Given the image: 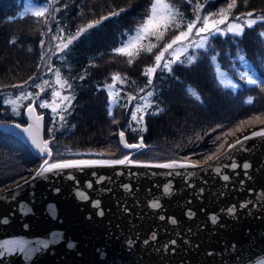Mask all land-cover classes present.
<instances>
[{
	"label": "trees",
	"instance_id": "obj_1",
	"mask_svg": "<svg viewBox=\"0 0 264 264\" xmlns=\"http://www.w3.org/2000/svg\"><path fill=\"white\" fill-rule=\"evenodd\" d=\"M24 1L0 0L1 122L25 123L24 116L19 120H8L7 117L11 115V104L7 101L14 98L10 97L7 91L13 85L25 83L34 74L39 56L37 42L40 32L38 31L36 35L29 26L30 19L17 14ZM165 1L178 6L184 13L186 21L194 19L197 3L202 5L199 11L203 17L209 13H218L220 8H226L230 2V0H192L191 3H188V0ZM151 3L152 0H57L59 11L55 15L51 29L57 37H61L59 38L61 40H66L79 27L99 20L102 16L109 18L87 30L69 46V49L53 57L51 72L46 78L49 84L44 87L54 84L55 72L59 69L61 78L67 79L72 85L71 89L64 90L65 95L74 94L75 99L68 112L63 113L64 121H60L59 116H54L50 110L39 108L37 104L38 111L45 115L46 139L52 137L58 144L64 143L81 150L91 149L95 152L98 150L106 157L118 158L121 155L116 133L122 130L129 143H135L142 137L145 145L160 151L164 158L157 159L158 161L189 157L192 160H202L205 155L214 151L217 145L213 144V141L217 136H223L224 132L232 129L241 120L248 119L247 116L264 98V90L258 85L249 84L237 89L225 87L218 79L217 66L235 74L236 67L242 65L239 60L241 55L253 65L259 67L263 65L264 36L260 35L264 32L263 23L245 28L240 37L229 35L212 38L211 47L207 50L200 49L198 54L190 53L197 57L194 64L177 62L172 66L171 72L161 67L153 76V85L146 87L148 77L144 75V71L155 65L154 57L167 41L164 39L157 41L155 37H151V43H156L157 47L152 52L140 51L131 65L127 62L129 57L116 54L114 49L139 26ZM121 9L124 11L121 12ZM113 11L119 15H110ZM248 11L264 14V0H248L246 6L243 0H237V6L232 10L229 19ZM211 18L217 19L218 16ZM60 28L64 29L62 34ZM174 32L178 30L169 28L164 35L170 38ZM10 49L13 51H8ZM213 55L216 56L215 62L211 60ZM122 56L121 62L113 67L109 66L110 60ZM260 57L263 58L262 62H259ZM181 60H186V55L182 56ZM113 74H119L121 79L127 77L123 84L120 81L115 82L116 91H119L120 95L116 98L119 102L114 106L109 104L106 88L113 83ZM81 76L84 79H80ZM43 81L44 79H41L40 83ZM140 88H144V92L154 91V96L150 98L152 107L144 113L142 124L131 119V112L144 93L139 91ZM189 89L194 90L200 99H196ZM38 92L39 89L35 88L32 93L35 96ZM45 95H49L47 91ZM128 95L136 96L137 99L129 104ZM249 98L253 101L251 104L247 102ZM109 107L112 108V115H109ZM161 108L162 112L159 111ZM153 112L157 114L153 115ZM260 127H264V123L244 126L241 132L226 138L225 146L236 137L239 138ZM141 128L145 130L141 131ZM49 129H52L51 133ZM220 142L223 141L217 143ZM112 143L115 144V149L112 148ZM17 149H20L19 154H22L20 159L22 158L23 166L20 167V172L2 173V169L8 164V157L15 154ZM138 155L136 160H149L146 154ZM41 162L42 159L35 157L20 140L0 131V191L30 176Z\"/></svg>",
	"mask_w": 264,
	"mask_h": 264
},
{
	"label": "water",
	"instance_id": "obj_2",
	"mask_svg": "<svg viewBox=\"0 0 264 264\" xmlns=\"http://www.w3.org/2000/svg\"><path fill=\"white\" fill-rule=\"evenodd\" d=\"M33 106L37 115H43L40 136L50 140L51 147L52 140L45 138V115ZM24 120L0 121V131L45 159L28 135L15 127L32 123L26 108ZM124 138L129 143L125 133ZM119 145L132 160L151 148L145 143L142 149L124 148L120 136ZM245 145L246 151H235L233 156L240 165H251L247 175L242 167L222 168L217 174L207 165L142 166L178 159L65 169L33 180L34 172L28 182L0 191V244L19 240L27 249L38 250L28 256L20 245L10 246L14 251L0 256V264H264V138L254 137ZM50 162H55L53 157ZM166 186L170 193L164 192ZM77 192L88 199L78 198ZM96 201L99 208L93 206ZM156 201L160 207H150ZM242 204L247 207L241 208ZM49 205L55 207V215L49 213ZM232 207L237 209L234 215L228 213ZM189 212L194 215L189 217ZM212 216L217 217L216 224ZM57 233L61 235L54 238ZM37 241H48V248Z\"/></svg>",
	"mask_w": 264,
	"mask_h": 264
},
{
	"label": "snow or ice",
	"instance_id": "obj_3",
	"mask_svg": "<svg viewBox=\"0 0 264 264\" xmlns=\"http://www.w3.org/2000/svg\"><path fill=\"white\" fill-rule=\"evenodd\" d=\"M57 0H50V3L42 8H37L31 12L33 16L42 17L44 16L49 7L52 4L56 3ZM192 0H188V3H191ZM245 6L248 3V0H243ZM237 6V0H230L227 3L226 8H220L218 13H209L201 17L200 9L202 7L201 4L197 3L196 9L194 10V19L186 21L184 18V13L180 10L178 6L174 3H166L165 0H152L150 5V9L146 17L143 21L139 24V26L135 29L134 34L128 35L127 39L121 42V46L114 49V52L119 55H124L129 57L128 64L131 65L133 63V59L140 54V51L146 50L147 52H152L154 48L157 47L156 43H149V45L145 48V46L141 43L145 39L149 37H155L157 41L161 40L167 30L169 28H173L178 30V34L174 35L170 42H167L163 45L162 49L155 55V66L148 67L144 71V75L148 77L146 87H150L153 85V74L156 73L157 69L161 68V61L163 60L162 69L167 70L168 72L172 71V64L180 62V63H187L188 65L194 64L197 61V57L195 55L188 54L186 55V60H181L182 56H185L188 53L190 48L195 46V49H205L211 47L210 40L216 36H225L231 34L236 37H240L244 33L245 27L252 28L258 22L264 23V15L256 16L254 12L248 11L245 13H241L234 17L235 21H240L242 17H246L243 20V23H235V22H228L229 15L231 14L232 10ZM59 11V9H56ZM121 12L124 9L120 10ZM110 15L115 16L119 15L118 12L113 11ZM218 16L217 19H212L211 17ZM108 16H102L99 20H94L92 22L87 23L86 26L79 27L78 30L74 34H70L66 42L62 40V43L57 45L58 48L63 52L69 49L70 45H73L74 41H77L83 34L87 32V30L92 29L96 25L100 24L103 20H107ZM47 22V21H45ZM200 24L201 26L197 27ZM225 28H221L220 25H225ZM183 29V30H181ZM193 29H195L194 36L199 37V39H191L189 43H185V41H189V38L193 36ZM60 33L64 32L63 28L59 29ZM261 36H264V32L260 33ZM61 37H54V39H58ZM15 42V41H13ZM180 45V47L174 48V45ZM171 50V51H170ZM168 54L170 58H166L165 54ZM213 62L216 61V56L213 55L211 57ZM239 60L246 64L245 57L243 55L239 56ZM217 74L219 76V67L217 66ZM55 84L56 88H53L51 92V102L48 100H41L39 102L38 107L41 109L49 108L54 116H59L60 121L65 120V116L63 113L68 112V110L72 106V102L75 99L73 95H62V90L71 89L72 85L68 82L67 79L61 78V72L59 69L55 72ZM241 79L246 80V83L249 85H258L264 90V81H260L258 79H254L251 75L248 74L247 71L240 73ZM80 79H84L83 76ZM127 80V77L121 79L119 74H113L112 76V84L106 86L109 95V104H116L119 101L116 99L120 93L119 91H114L115 82L120 81L123 84ZM27 83V82H26ZM133 83H135L133 81ZM221 83L224 84L225 87H230L235 89L238 87L237 84L232 83L229 81L228 83H224L221 80ZM49 81L44 80L42 83H34V87L40 89V92L44 91V86L48 85ZM13 87L23 88V85H14ZM144 88H140V92H144ZM189 92L195 96L196 99H200L199 95L192 89H189ZM40 93L34 94L31 92H21L20 95L16 97V99H9L7 103L12 105V112L13 114L19 115L18 108L21 106L17 103V101L23 100H32L31 104H28L26 107L27 115L32 123H29L27 127L21 128L20 124H16L15 127L17 129H21L23 133H26L30 138L32 144L38 149L39 154L44 156L42 163L40 164L39 168L35 170V175L32 177L35 180L37 177H45L49 173H57L65 169H81L85 167H94V166H115V165H124V164H137L141 165L142 162L138 160H132L128 155H124L121 159L115 160H85V159H59L55 162H50L53 157V151L49 146L51 141L42 139L40 136V129H41V122L43 121V115L36 114V108L33 106L36 104V98H39ZM154 96V91L150 90L147 91L146 96L142 97L143 105L136 104L134 111L131 112V119L136 121L137 123H143L144 120V113L147 109L152 107V102L150 98ZM136 96L128 95L127 101L130 104L133 100H136ZM59 100V102H57ZM251 104L253 101L251 98L247 101ZM127 107V104L125 105ZM160 112L163 109H159ZM139 114V118H138ZM153 115L157 114L155 112L152 113ZM109 115H112V108L109 107ZM255 121H259L264 123V120L261 119V116H253L248 120H241L238 124H236L232 129L223 133V136H217L213 141V144H216L214 151H211L210 154H207L203 157L202 160H192L189 158H182L180 161L172 160L168 163H156V164H142L145 167H156V168H166V169H177V168H198L203 165H207L210 169L216 171L217 174L221 173L222 168L230 167L232 170H236L237 168L242 167L247 175V170L251 167L250 164L244 163L240 165L239 163L235 162L233 153L235 151H246L245 142L254 138V137H261L264 138V128L253 131L250 135L243 136L242 139L238 138L235 140L234 143L228 144L227 149L225 150V144L227 143V137L234 136L237 132H241L245 125L251 124ZM145 129L141 128V131ZM215 131V129H213ZM49 132H52V129H49ZM120 136V143L123 145L124 148L129 149H142L145 147L143 143V138L141 137L140 143L137 144H130L125 141L124 132L121 131L119 133ZM219 141H223L217 143ZM69 155H76L79 156L81 153H72L69 151ZM91 154V153H89ZM58 155H64V153H58ZM96 155H102V153H96ZM209 161H213L212 164H209ZM224 161H230V163H224ZM72 179L71 176L68 177ZM224 181L229 180V176H223ZM25 182H28L25 179ZM92 185L89 184L88 187L90 188ZM128 188V186H125ZM165 193L171 192V187L166 186L164 188ZM77 197L80 199L87 200L88 196L84 192H77ZM94 207L99 208V201H96L93 205ZM150 207L152 208H159L160 204L158 201L153 202ZM241 208L247 207L246 204L240 205ZM30 211V209L28 210ZM237 209L235 207L229 208L228 213L230 215H234ZM49 213L55 215V207L49 205ZM103 212L101 211L99 215L103 216ZM189 217L193 216L194 214L189 212ZM164 219V217H161ZM211 221L213 224L217 223V217L212 216ZM3 223H7V220H4ZM172 224H176L177 221L175 219L171 220ZM54 238L59 237L61 234H53ZM153 240L156 239L155 235L152 237ZM55 242V239L53 240ZM38 245L41 248H48L49 242L48 241H37ZM175 241H172V244H175ZM131 244V241H129ZM20 245V251L26 252V255L30 256L32 252L37 251L38 249H27V245L24 241L19 240H12V241H5L0 244V249L4 251H0V256L7 254H11L14 251L13 248L10 246ZM69 248L74 247L72 243L68 244Z\"/></svg>",
	"mask_w": 264,
	"mask_h": 264
},
{
	"label": "rangeland",
	"instance_id": "obj_4",
	"mask_svg": "<svg viewBox=\"0 0 264 264\" xmlns=\"http://www.w3.org/2000/svg\"><path fill=\"white\" fill-rule=\"evenodd\" d=\"M165 2L166 3H170L169 1H165ZM49 3H50V0H25L23 5L21 6V8L17 12V14L19 16L27 17L28 19H30L29 26H30L31 30L34 31L36 33V35H37L38 31H39L40 32V38H39V40L37 42V52H39V56L37 57L38 60H37L36 70H35L34 74L26 80L27 83L25 82V83L16 84V85H23V88L13 87L14 86L13 85L7 91L8 94L10 95V97H12L14 99H16V97L18 95H20L21 92L27 91V92H31L32 93L35 90V87L33 86L34 83H40L41 79L47 80L46 78L50 75V72H51V68H52L51 63H52L53 57L56 56L57 54H60L62 52L60 50V48L57 47V45L62 43V40L59 39V38L58 39H54V37H57V35H55L52 32V29H51V24L53 23V20L55 18L56 13H57L56 9H58L57 2L52 4L51 7H49L48 12L42 17H36V16H33L31 14V12L33 10H35L37 8L45 7ZM149 9H150V7H149ZM149 9L147 10L145 16L142 18L140 23L143 21V19L148 14ZM255 15L256 16H260V15H264V14L256 13ZM245 18L246 17L242 18L240 21H235L234 19H231V20L229 19L228 22L243 23V20ZM45 21H47V22H45ZM260 24H262V23L258 22L253 27H256L257 25H260ZM263 25H264V23H263ZM199 26H201V25L198 24L197 27H199ZM220 27L221 28H225L226 24L225 25H220ZM245 28H247V27H245ZM134 31L131 34H134ZM194 33H195V29H193V36H191L189 38V41H185V43H189L191 41V39H199V37H195L194 36ZM176 34H178V32H174L170 36V38H167L164 35L162 39L166 40L167 42H170L172 37L174 35H176ZM229 35H231V34H228V35H225V36H220V37H226V36H229ZM234 37H236V36H234ZM150 38L151 37H149L148 39H145L144 41L141 42L145 46V48L149 45V43H151ZM63 41L66 42V40H63ZM120 46H118V47H120ZM176 47H180V45L179 44L178 45H174V48H176ZM198 50H200V49H195V46L193 45V48H190L188 50V53H186L185 55L190 54V53H192V54L197 53L198 54ZM8 51L12 52L13 50L10 49ZM31 55L34 56L33 52H31ZM27 57L30 58V56H28V55H27ZM165 57L166 58H170L167 53L165 54ZM122 60H123V56L119 57V58L114 57V59L110 60L109 66L113 67L114 65L118 64ZM245 61L247 62L246 64L242 63L241 66L236 67L235 74L232 71L231 72L230 71L227 72V71H225L223 68H221L219 66V68H220L219 69V76H218L219 81L221 82V80H223L225 84L228 83L229 81H231L232 83L237 84L238 85L237 88H239L242 85L247 84L246 80L241 79V77H240V73L244 72V71H247L248 74L251 75L254 79H258L260 81H264V64L259 67V65L258 66L257 65H253L251 62H249L247 60H245ZM262 61H263V58L260 57L259 62H262ZM163 62L164 61L162 60L161 61V67L163 65ZM174 64H176V63H174ZM174 64H172V66ZM158 71H159V69H157L156 73ZM153 76H155V74ZM55 80L56 79H54V84L52 86L44 87V91L43 92H40V89H39L38 93H40V95H39V98H36V107H37V104L39 105V102L41 100H45L46 99L49 102H51V92H52L53 88L57 87L56 84H55ZM115 87H114V91H116ZM228 88H230V87H228ZM237 88H235V89H237ZM46 91L48 92L49 95H45ZM146 94H147V92H144L140 96L139 100H137L136 104L143 105V100L141 98L146 96ZM62 95H65L64 90H62ZM34 98H35V96H34ZM57 102H59V100H57ZM17 103L21 105L18 108L19 115L13 114L12 105H11V115H10V117H7V118H9L8 120H19L21 118V116H24V109L26 108V106L28 104L32 103V100L17 101ZM114 105L115 104H112V106H114ZM46 110H50V109L46 108ZM253 116H261V119L264 120V98H262L260 100L258 106L254 108L253 112L249 116H247V118L249 119V118H251ZM259 124H261V122L255 121V122H253L251 124L245 125V127H248L250 125H259ZM257 129H259V128H257ZM121 131L122 130H118L117 133H116V136H117L116 141H117V144H118V147H119V152H120V155H121L118 158L106 157V156L103 155L104 153L102 151H98V150H97V152L92 151L91 149L81 150V149H78L77 147H72L71 146L72 147L71 148L70 146H67L64 143H59L58 144V142L56 141L55 138L50 137L48 139L52 140L51 149L53 151V161H56V160H59V159H96V158H98V159H100V158L121 159V158H123L124 155H127V153L122 151L120 146H119V133ZM236 139H238V138L236 137ZM236 139L231 140L230 142H228V144H230L231 142L235 141ZM226 146H225V148H226ZM115 147H116L115 144L112 143V148L115 149ZM116 149H118V148H116ZM150 149H153L152 146H151ZM69 151H71L72 153H81V155H79V156L69 155L68 154ZM20 152H21V150L17 149L15 154L10 155L8 157V159H7L8 160V164L6 165V167L4 169H2V173H4V174H14L15 172L16 173L20 172V170H21L20 167L23 166V163L21 162L22 158L20 159L22 154H19ZM58 153H64V155H58ZM89 153H91V154H89ZM96 153H102V155H96ZM143 154H146L147 158H149L150 161H158L157 159L164 158L161 155V152L156 150V149L150 150V151L142 153V154L140 153V155H143ZM135 158H134V160H136ZM149 160H138V161H149ZM178 160H180V159H178ZM164 161H167V160H164ZM40 164H39V166H40ZM30 176L20 179L18 181V183L24 181L25 179L29 178ZM18 183H16V184H18Z\"/></svg>",
	"mask_w": 264,
	"mask_h": 264
}]
</instances>
